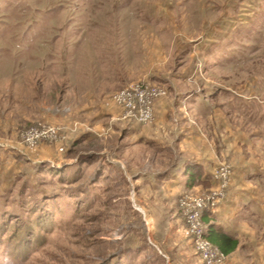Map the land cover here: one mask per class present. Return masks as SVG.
Masks as SVG:
<instances>
[{
  "label": "rangeland",
  "instance_id": "rangeland-1",
  "mask_svg": "<svg viewBox=\"0 0 264 264\" xmlns=\"http://www.w3.org/2000/svg\"><path fill=\"white\" fill-rule=\"evenodd\" d=\"M138 82L164 89L159 100H174V90L213 95L210 117L178 98L158 120L172 166L184 156L174 148L184 126L201 158L264 174V0H0V213L33 207L21 212L34 221L38 202L52 209L39 199L91 194L79 213L65 194L51 232L23 225L28 243L16 257L0 238V264H204L178 199L215 187L195 178L177 201L148 187L145 176L168 163L146 160L148 148L123 131L142 125L117 120L111 100Z\"/></svg>",
  "mask_w": 264,
  "mask_h": 264
},
{
  "label": "crops",
  "instance_id": "crops-1",
  "mask_svg": "<svg viewBox=\"0 0 264 264\" xmlns=\"http://www.w3.org/2000/svg\"><path fill=\"white\" fill-rule=\"evenodd\" d=\"M185 70L181 76H186V73L190 75L191 70L188 68ZM174 91L171 92L174 93V100L155 102L154 116L157 120L156 124H153L155 126L134 124L127 126L123 131L127 139L133 137L136 147L148 148L151 156H147V161L153 159L157 166L168 163L166 166L163 165L161 170L158 167L157 171L149 172L145 178L148 179L151 191L154 193L163 191L170 195V198L176 199L193 181L189 174H192L196 167L201 169L202 179L206 177L210 181V186L215 187L211 175L217 165L211 158H201L199 155L202 151L201 144L198 145L195 137L189 136L193 130L184 126L177 132L175 141H179L174 146L177 152L183 153L184 156L181 163L177 160L173 166L171 165L173 145L163 138L159 125L164 123H158V120H163L168 113L180 108L181 102L178 98L183 99L202 118L215 113V108L210 103L213 95L203 89L182 93ZM231 176L225 197L218 202L214 213L205 216L207 226L220 228L237 241L234 251L227 256L228 264H254L258 257L260 264H264V174L259 171L239 173L233 170ZM196 181L198 182L197 179ZM242 258H245V261Z\"/></svg>",
  "mask_w": 264,
  "mask_h": 264
},
{
  "label": "built area",
  "instance_id": "built-area-1",
  "mask_svg": "<svg viewBox=\"0 0 264 264\" xmlns=\"http://www.w3.org/2000/svg\"><path fill=\"white\" fill-rule=\"evenodd\" d=\"M165 95L166 91L160 87L138 82L115 92L111 100L121 112L117 120L128 124L147 125L153 121L155 102ZM50 132L51 130L47 129L38 134L36 130H29L25 137L32 144L39 138H47ZM231 172L228 165L216 166L211 175L215 191L207 196L183 195L178 199L186 234L196 255L204 264H223L227 257L206 240L207 227L202 217L206 212L214 213L218 202L225 197Z\"/></svg>",
  "mask_w": 264,
  "mask_h": 264
},
{
  "label": "trees",
  "instance_id": "trees-1",
  "mask_svg": "<svg viewBox=\"0 0 264 264\" xmlns=\"http://www.w3.org/2000/svg\"><path fill=\"white\" fill-rule=\"evenodd\" d=\"M192 172H193L192 174H189L190 178H192L193 180H194V178H196L200 184H204L206 186L210 185L209 184L210 181L206 177L202 179L203 174H202L201 169L196 167ZM32 192H34V191H30V195ZM70 193H71V191L68 192L65 190H59L56 193H54L52 196L45 197L42 200L39 199L38 201H40V203H42V205H44L43 203H47V205L48 204L51 205V207H49V208H52V209L50 211V214L46 213L47 212V210H45L46 208L44 209L42 206L40 207L38 204L39 202H38L36 205L37 206V210H36L37 214L34 218V221H27L24 218V215L22 213L24 210L25 211L33 210V207H28V208H25L24 210H21L18 207V212L9 210V211H6L4 214L0 213V219H1V221H0V238L4 237L3 241H6L7 248H9V246H10L11 248L16 250L14 253H12L15 255V257L17 255H20L21 253H24V251L22 252L23 248L19 249V246H21V245L24 246L26 243H28L26 241V239H24L25 237L23 235H19V232H20L22 226L24 225V228H23L24 230L33 231L32 228L37 227V225H38L37 233H39V228H41V227L43 229H46V231L49 230V232H51L52 226L50 225L49 220L51 217H55V215H57L59 212H61L57 208L58 204H66L67 205L70 203V202H68V200H65L64 198H62L65 194H70ZM34 194H35V192H34ZM78 195H80V196H78ZM89 195L91 196L90 191L82 189V191H79V190L74 191V192L72 191V195L70 194L67 196L71 197V200L74 202V203L71 202L73 204V206L75 207L74 210L77 213H79V210L85 209L91 205V203H89V201H90ZM41 196L43 197V195H41ZM32 200L34 201L35 199L31 198L30 201H32ZM42 210H44V212L46 213V216H45V214L43 216L41 215L40 212ZM209 215H211L210 212H206L203 215V222L207 227L205 238L213 248L217 249L223 255L228 256L230 253H232L234 251V249L237 245V241L233 237L226 234L222 229L215 228L213 225L207 226L208 224L206 222L205 216H209ZM57 217H58V215H57ZM7 219H10L9 223H5V222H7ZM11 220H14V223L12 225H10ZM34 224H37V225H34ZM11 226H13V227H12V230L10 231L9 228ZM23 234H24V232H23ZM17 239H18V241H17ZM15 241H17V242H15ZM30 244L32 246L35 245L34 242H32Z\"/></svg>",
  "mask_w": 264,
  "mask_h": 264
}]
</instances>
